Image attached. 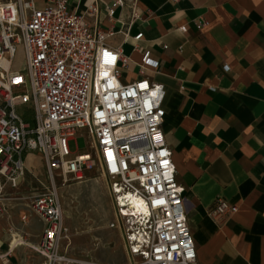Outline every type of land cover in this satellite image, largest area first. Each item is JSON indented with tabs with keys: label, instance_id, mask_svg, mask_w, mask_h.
<instances>
[{
	"label": "built area",
	"instance_id": "2783aa9c",
	"mask_svg": "<svg viewBox=\"0 0 264 264\" xmlns=\"http://www.w3.org/2000/svg\"><path fill=\"white\" fill-rule=\"evenodd\" d=\"M100 3L77 12L68 0H0V215L6 183L20 184L27 154L37 151L51 177L83 180L90 170L105 177L114 207L109 227L119 230L128 264H199L185 188L162 130L164 86L147 77L121 80L119 66L128 58L107 43L114 31L100 27ZM124 4L110 0L108 18ZM140 65L156 68L158 61L144 50ZM27 103L34 126L15 112ZM76 135L90 139L87 150H70ZM29 207L45 224L32 247L42 264H100L61 251L65 228L55 187L34 194ZM237 209L219 198L208 215L222 224Z\"/></svg>",
	"mask_w": 264,
	"mask_h": 264
},
{
	"label": "crops",
	"instance_id": "0c3cea01",
	"mask_svg": "<svg viewBox=\"0 0 264 264\" xmlns=\"http://www.w3.org/2000/svg\"><path fill=\"white\" fill-rule=\"evenodd\" d=\"M90 1L68 0L77 12ZM109 1L101 0L99 25L114 31L107 43L128 58L121 80L147 77L164 86L162 130L185 188L197 262L264 264V0H125L108 18ZM144 50L156 68L141 67ZM219 198L238 208L222 224L208 215ZM6 206L2 263L28 259L20 239L42 264L32 247L45 224L32 229L20 207Z\"/></svg>",
	"mask_w": 264,
	"mask_h": 264
},
{
	"label": "rangeland",
	"instance_id": "374dc122",
	"mask_svg": "<svg viewBox=\"0 0 264 264\" xmlns=\"http://www.w3.org/2000/svg\"><path fill=\"white\" fill-rule=\"evenodd\" d=\"M41 1L37 0L39 3ZM119 70L121 73V68ZM15 112L24 121L34 126L31 103L16 106ZM89 144L90 139L83 135H76L69 142V148L72 152H82L88 149ZM33 153L37 155H28L26 170L20 184L17 187H11L9 183H6L5 186L6 202L15 203L17 207H20L21 220L25 214L28 221L24 223L32 229H39L43 222L31 211L29 207L31 198L34 194L55 187L63 207L65 228L61 239V251L81 260L128 264L129 256L119 230L109 227L114 219V207L105 177L97 170L86 172L83 180H75L71 177L64 180L55 172L51 177L43 158L37 151ZM19 241L21 240H17L15 244ZM24 242L20 246L26 248L28 259L17 264H39L40 257L30 249L26 241ZM0 263L4 264L1 259Z\"/></svg>",
	"mask_w": 264,
	"mask_h": 264
}]
</instances>
